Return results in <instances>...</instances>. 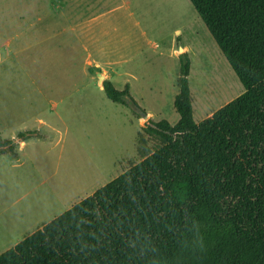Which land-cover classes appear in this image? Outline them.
I'll return each mask as SVG.
<instances>
[{
  "label": "trees",
  "instance_id": "trees-1",
  "mask_svg": "<svg viewBox=\"0 0 264 264\" xmlns=\"http://www.w3.org/2000/svg\"><path fill=\"white\" fill-rule=\"evenodd\" d=\"M190 1L244 92L195 121L191 59L181 53L179 120L149 119L142 160L1 253L0 264H264V0ZM103 88L140 108L129 86L104 79ZM16 144L0 138V153Z\"/></svg>",
  "mask_w": 264,
  "mask_h": 264
},
{
  "label": "rangeland",
  "instance_id": "rangeland-1",
  "mask_svg": "<svg viewBox=\"0 0 264 264\" xmlns=\"http://www.w3.org/2000/svg\"><path fill=\"white\" fill-rule=\"evenodd\" d=\"M133 1L162 27L156 34L165 52L180 48L178 37L190 45L195 121L210 117L244 92L190 0ZM35 3L0 0V138L18 139L14 153H0V254L142 160L138 138L149 119L141 121L140 129L135 111L141 116L143 110L151 111L171 124L180 118L172 95L179 91V67V72L148 74L153 92L162 96L147 94L138 104L141 109L115 103L93 88L97 104L84 106L80 115L66 114L65 122L57 119L52 102L33 85L34 48L29 46L37 14L44 11ZM19 47L23 51L18 54ZM169 60L178 62L173 55ZM30 131L36 133L18 137ZM20 141L26 145L20 147ZM157 144L149 142L152 149Z\"/></svg>",
  "mask_w": 264,
  "mask_h": 264
},
{
  "label": "crops",
  "instance_id": "crops-1",
  "mask_svg": "<svg viewBox=\"0 0 264 264\" xmlns=\"http://www.w3.org/2000/svg\"><path fill=\"white\" fill-rule=\"evenodd\" d=\"M35 4L44 11L37 14L29 46L34 48L33 85L52 102L56 118L62 122L66 114L80 115L84 106L98 103L91 93L93 88L104 92L100 76L120 90L129 86L138 104H143L147 94L162 96L153 92L148 74L179 72L180 54L190 51V45H183L178 37L180 48L165 52L156 34L162 27L133 0H36ZM22 51L19 47L18 54ZM172 55L178 62L169 60ZM178 92L172 95L176 97ZM144 111L146 119H163ZM137 118L141 129L145 118ZM39 120L46 124L43 118ZM25 145L26 141L19 142L20 147Z\"/></svg>",
  "mask_w": 264,
  "mask_h": 264
},
{
  "label": "water",
  "instance_id": "water-1",
  "mask_svg": "<svg viewBox=\"0 0 264 264\" xmlns=\"http://www.w3.org/2000/svg\"><path fill=\"white\" fill-rule=\"evenodd\" d=\"M100 81L103 82V76H100ZM141 114L144 118H147V115L145 113L141 112Z\"/></svg>",
  "mask_w": 264,
  "mask_h": 264
}]
</instances>
